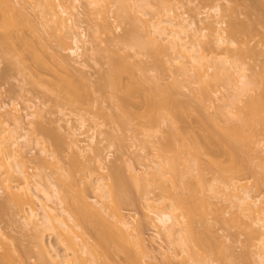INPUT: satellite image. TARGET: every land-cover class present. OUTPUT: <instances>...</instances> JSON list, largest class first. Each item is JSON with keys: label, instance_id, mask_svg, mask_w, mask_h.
Returning <instances> with one entry per match:
<instances>
[{"label": "rangeland", "instance_id": "rangeland-1", "mask_svg": "<svg viewBox=\"0 0 264 264\" xmlns=\"http://www.w3.org/2000/svg\"><path fill=\"white\" fill-rule=\"evenodd\" d=\"M35 1L36 0H9L10 5L14 9L12 10L9 6H5L3 1L0 0V114H2L5 119H10L9 121L11 127L12 125H14V123L11 119L12 117H10L9 114H11V112H17L16 114H20V117L22 116V125L27 128L29 126L28 120H30L26 116L27 112L29 113L35 110L39 113H37L36 117L33 118L36 120V125L38 124V127H41L38 130L39 132L36 131V133H34L33 131L29 130L31 144L27 146L23 145L22 147V154L25 160L26 169L28 173H31H29L30 176H32V174L38 173L39 177L37 178L40 179L43 185H46L48 180L55 183L60 189V192L66 197V203L64 204L66 205V208H68V210L70 209L69 211L75 212L77 210L75 209V207H77L78 205L76 203H79V200L82 197H79L78 200V192H81V194L83 193V195L88 198L87 200L93 203L95 200L93 201L92 199L97 198L93 184L95 182V178H97V176H105V180L109 181V173H113V171L117 168L121 173L120 176L122 175L123 177L122 180H124V187L122 191L124 194L122 197L124 198H119L122 202L120 201L121 203L119 202V204L114 203L115 205L112 204L113 202L111 200L107 199L109 203V209L113 210L118 206L117 208L120 209L122 214H124V216H126L129 221L131 220L132 222V220L138 219V223L140 222L138 229L141 232L145 244L148 246L149 250L152 251L149 253L156 256V259L154 260L149 255V257L145 258L144 256H140L141 254L139 255V253H137V249H135L136 247L134 243H132V241H130V244H128L129 242L127 243V241H121V244L117 243L119 242V240H117L116 242V240H114V237H112L114 238L113 240H111L110 237V239L108 238L110 242L107 239L104 242H101L100 238L98 237L101 235L99 230L104 233L105 231H108V228L101 225V227L99 226L101 229H97L96 231V227H98L99 223L95 222L96 220H94V217L93 220H91L90 218L92 222L88 219V221L84 219H82L83 222L81 221V224L84 223L82 225L83 228H86L85 230H87L85 232L88 233L84 234V237L88 236L87 243L89 242V245H96L97 243L99 248L97 250H101V254L97 259L98 261L96 260L95 262L90 264H130V259H133V257H135L134 259L138 261V264H181L179 262V257L174 258L173 256L172 258L167 260L165 256L161 254L162 249L161 247L159 248L160 245L167 249V247L170 248L171 245L173 246V244L167 242L170 239H168V237L165 236L163 232L161 233L163 235H161V239L157 237L155 233V227L154 225H152L153 220L152 218H149L150 216H153L151 213H149L148 204L146 205L144 202V195L148 196L151 199L153 198V200L149 201L148 203L151 202L158 206L159 204H157V202L160 201L161 198L165 200V202L169 203L173 199L177 200L182 196H184L183 199L186 198L187 201L185 203L187 205L190 204V211L188 213H190L189 216L191 217V222H189L193 224L190 225L187 221L188 223L186 226L189 225L192 226V228L194 227L193 233L195 235H199L200 237L206 236L207 239H204L205 241L208 240L206 241V244L212 243L213 248H211L212 245L208 246V244L205 248L206 251L208 250L207 253L208 257L210 256L211 264H259L260 262L255 255L256 248L255 246L253 247L252 243L249 241V239H247V229L249 228L247 227L248 225L246 226V223H249L250 219L248 217H244L239 208L232 206L233 204L230 203L229 199H227V195L224 194L226 190L223 187H219L218 184L221 183V176L219 175V173H216V171L218 172L219 170L216 167L217 164H214L212 162L211 165V168L214 167L215 169H217L215 171V169L212 168L214 169L216 175L214 174V171L212 169H209L211 159L214 162L216 161V163L218 161L223 162V160L225 159H227V162H229L230 159L229 154H226V148V152L223 149L225 146L223 147V144L221 143L222 139L220 140V138L223 136V134L221 133H224L221 132L223 130V127H227L226 124L229 127V123H231L230 126H232V124L236 122V117H232L229 119L223 116L221 119V116H218V120L216 115L214 114L218 112V108L220 106H222L223 108L224 103L230 101V97H232L231 95L233 92L232 89L234 88L231 85H233L234 82V84H236V80H232L227 84V82L225 83L224 81L226 80V78H223L224 80L222 78L217 80L216 78H210L212 76H207L206 78L204 77V80H199V78L197 79V77H195L194 79V75H192L193 78H191V75L185 76V73L182 72L183 70L179 69L178 71V68L180 67H178L177 64L175 65L174 60H172L173 53L171 51L164 49L163 51L158 50L159 52H157L155 46L151 47L148 44L146 48L144 47L142 49L140 48L144 45L141 47L134 46L133 44L136 42L132 43L133 40L139 43L138 40L140 36L142 39L144 38V41H146L145 37H147V32L144 29L145 25L144 28L142 26V20L140 19V22H138V19L140 17L142 18V16L136 19V17L139 16L138 14H141V12L136 13L139 10V6H132V9L130 8L131 4H128L127 9H129V11L127 10V13L129 12L130 14H128L129 17L127 18L126 16H124L122 11L118 10L117 12V0H105V2L103 3L104 6L101 7L102 9L100 8V15L102 16V18L98 13L96 14L97 16L99 15V18L97 17L96 19V17H94L95 12L93 11V13L91 11V8H89L88 4L86 3L87 0H82L80 4H78L79 11L83 13H81L80 16H74L70 14L62 16L64 17V20H68V24L70 23L71 18L79 19L78 22L82 18V21H80L78 25L81 26V29L85 30V33L87 32V36L92 43L89 44H91L90 46L93 45L94 47V50H90L91 52H89L90 57L88 56L89 54H87L86 57H83V59H85V63L83 61L78 64L77 62H74L75 60H73L75 59V56L73 58V55L70 52H66L68 48H64L65 43V47L69 45L72 46L73 43L71 42L70 38H67V34V39H64L67 42H62L60 41V39H58L57 36L59 32L51 27V23L46 26L42 23L41 11H44L43 13L46 16L50 15L49 13L47 14L50 8H48L47 5L48 0H42L41 3L40 0H38V4H43L42 9ZM71 1L72 0H49V2H53V5H57L59 2L61 4L70 5ZM149 1L152 5L148 6L149 8H146L149 12V15L147 17H150V14L156 16L158 15L157 17H166V15L170 12L169 10V12L167 11V8L173 6L174 8H169L171 9V15L169 13V16L174 17V15L176 14L175 17L177 16L176 18L180 19L179 16L182 14H185L186 16L189 15V17L187 16L186 18L193 19L194 17L199 27H208L205 26V24H208V22H206L208 20L206 19V16L213 15V12H211V8L216 3L221 4L223 8V14L221 18L223 19L224 17L223 21L225 23L223 22L224 25L223 23L221 24L222 26L220 25V29L225 28L227 30L232 21H238L237 23L242 25V30L240 31V33L238 32V34L235 35V40L236 42H238L237 44L239 45L242 43L243 45L241 44V46H243L244 48L245 46L249 48H256L257 53L255 54V56L250 55V52H243L242 49L236 50L232 47L229 48L228 54L231 59L244 63V65L248 69L247 73L249 80L251 76L254 75L253 78L256 79L255 81L257 82H255L257 85L254 88L256 89V91H254L255 93H260V90L264 87V5H262L263 3H261V1ZM128 2L130 3V1ZM131 2L132 5H134L132 0ZM207 12L208 14H206ZM104 15L108 17H106L108 24H112V27L110 26L108 30H112L114 33L112 31H109V34V32H107L108 30H105V27L101 25L103 18H105ZM130 15H132L131 17L133 19L130 17ZM203 15L205 16V18L203 17ZM183 16H181V18ZM199 17L203 18V20L205 19L204 23L202 22L203 24L199 20ZM145 18L146 16H143V20ZM213 18L214 17L211 16L209 19L214 20L215 18ZM134 19H136V21ZM109 21L111 23H109ZM99 23L102 27H100ZM139 23L142 25H140ZM81 29L79 28L80 31H83ZM130 32H132L133 35H130ZM111 33L113 35H111ZM126 33H129V37L134 36L135 39L131 40L134 37H132L131 39L129 38L128 40L127 38L125 39L123 36H125L124 34ZM114 35H118L117 39L119 40H117ZM121 37H123L124 40L123 38L121 39ZM136 38H138V40H136ZM231 38H233V36ZM120 40L121 42H119ZM126 42L130 44L128 45ZM203 48L206 49L207 52H209L210 49H214V52H220V55L218 54L219 56H223L226 53V50L222 51L224 50V47L215 48V46L206 44V46H204ZM63 58H68V60L71 61H69V65L62 61ZM122 58H125L126 60H121ZM120 61H123V64H125V62L127 61L128 65L127 63L125 65H123L122 63L120 64ZM82 63L85 64V66ZM118 63L120 69L117 68L118 71L115 69L118 72L117 73L115 70H112V68L113 66L114 68H116L115 65L117 66ZM204 63L208 66L212 64L211 61H204ZM80 64H82V66ZM207 65H205V67H208ZM114 71L117 74L122 72V74H119L121 77L120 79L119 75H115V73H113ZM147 75L149 76V79ZM79 76L82 81L80 80ZM75 78H78V82L76 81L77 79L74 80ZM115 78H117L116 80L119 79V82H116ZM65 79L69 82L70 80H73L72 82H70L71 85H69L68 82L66 83ZM177 80H179V82L181 83H179ZM201 81H203L205 84H203ZM85 82L87 83V85ZM194 82H196L197 84ZM69 87L71 89L72 87H74L72 90L76 94H73L72 91H70L71 89L69 90ZM201 87L203 88L201 89ZM204 88H207L210 94L205 95L203 93ZM246 94L242 97L246 98L247 96H249ZM262 95L264 97V92L262 93ZM152 97L154 98L153 100L157 102H160V99L161 103L168 102L170 108L172 107L174 110H176L174 111L171 108V110L175 112V116L173 115L174 119L177 117L178 118L174 121L173 119L170 120L166 117L167 114L164 111H162L161 109H157L156 113L153 110L156 115V117H154L156 118V120L149 119L150 117L146 114V112L149 113L150 116L153 115V112L150 110V108H148L147 104L149 99H152ZM163 97H165L166 99ZM122 98L127 99V101H131L135 105L139 104L141 108L140 110L138 109V113L129 115L130 117L128 116V112L124 114L122 109L118 106V104H123ZM177 101L179 103H177ZM180 101L182 102V106L178 105L180 104ZM170 102H173L175 104H171ZM176 105H178L179 107L177 106V108L175 109L174 106ZM11 109H15L16 111ZM144 110L145 114L140 113V111L144 112ZM234 110L236 111V107H234ZM139 113L142 115H140ZM138 114L140 115V117H138ZM211 115L214 116L212 117ZM209 116H211L210 119H208ZM169 117L173 118L170 115ZM66 118L70 119V122H72L71 124L74 126H79V124L81 123L80 121L85 120L86 128L80 129L82 131L78 130L79 132L85 133H83L84 135L82 134V136L80 134L78 135V138L80 140H85V142L88 141L87 136L90 133L88 130L91 128H95L98 135V140L100 141V144L98 145L100 149H98L101 153L99 154H101V158L108 168L106 167L105 170H102L97 162H95L94 155L95 153H98V149L96 150L97 152L95 151V153H91L85 148L86 143L81 142V147H84L86 149H84L85 153L83 151V153L81 154V151H79V149L76 150V147L70 145L69 142H71V137L68 133L69 129L66 125ZM129 118H131V122H129ZM59 119L62 121L60 122ZM125 119H127L126 122ZM220 119L222 120L221 124L224 125H221L222 128L218 123L215 122V124L213 122H221ZM164 120L165 122H163ZM44 125L50 130H53L49 132L50 130L48 131L44 127ZM219 127L222 130H220ZM259 127H261V125H259ZM4 128L5 127H3V129ZM21 129L22 128L17 129L15 132L24 133L25 131ZM217 129L220 133L216 132ZM259 131L261 135H257V137L260 141L256 137L258 142L256 141L257 143H253V149H251L249 155H247V161L245 160V158H243L244 163L241 162L242 165L244 164V166H242L243 171H239L240 173L236 172V174L238 173L237 176L234 174L235 176H233V179L230 178L231 180H227L228 182H231L233 180L234 182L236 181L239 184V189H236L238 192L241 189L243 190L244 188H247L248 190H251L253 199L260 197V199L264 201V134L261 129ZM52 132H54L53 134H58L57 138L59 135H61L62 137L60 138L62 139H58V142L56 140L55 143L53 137H56V134L53 136L51 134ZM17 133L16 135H19ZM219 134H221L222 136L220 135L221 137H219ZM206 135L209 137V140H205V138H208ZM124 136L127 139H125V141H122V139L125 138ZM65 137L66 140H70L67 141V143L69 144L65 143L66 140L65 142H63V139H65ZM36 138H39L41 140L46 139L47 141H44L46 143L41 142V145L39 144L38 146V144L36 145L34 142ZM211 138L214 140H212ZM183 139L188 143L185 144ZM196 140H198V142ZM213 141H217V144H215ZM173 142L175 143V145H172L174 144ZM195 143H197V145ZM207 144L208 147H206L208 149L204 147ZM169 145H172V147L174 148L170 150ZM197 147L199 150L197 149ZM40 148H46V150L48 151L49 149V151L47 153H42L40 152ZM74 149L76 151L75 153H73ZM162 149L167 150L164 151ZM220 150L222 151V153ZM53 151L54 158L52 157V154L50 155V153H53ZM223 152H225V155ZM145 154H148L147 156H149V158L151 157L150 159L156 161L157 163L162 164V160L163 162L169 160L166 163L169 165L170 169L171 166L169 163L173 161H170V159H173V156V162L176 163L175 166L173 165V169L175 168L176 170H169V167L165 162L164 165H166L168 169L166 168V166H164L163 164L162 165L163 168H166L164 169L166 171L168 170L171 173L173 171H176V175L174 173L171 174L169 172H165L166 175L163 177L164 180L157 179L158 184L156 181L155 183L153 181L151 182V179H149L151 177H147L142 173L144 167L141 164H151V162H149L150 160L144 161L145 159L143 156ZM208 155L211 157L210 160L208 158ZM55 156L57 157V159ZM245 161L247 162L246 167ZM207 162H209L210 164H208ZM132 165L134 166V169H132ZM177 167L180 168L178 169ZM189 167L193 169L191 170V168ZM204 167H206V169ZM129 168H131V170ZM202 168H204L205 170ZM208 169L211 172L208 171ZM0 171H2V168ZM134 172L135 174H137L136 176L141 179H139V182L137 181L138 184L135 182V179L133 177V179L131 178V174H133ZM1 173L0 230L2 232L0 231V233L3 234L5 238L0 234V264H10L8 261L2 260V255H5L7 252H10L12 254L13 257L11 256V258H14L13 262L15 261L16 264H57L51 262L48 257H46L47 259L45 257H42V260H40L41 258H38V230H36L37 228L35 229V227L33 228V222H31L32 225L29 224L25 226V219L23 221V215L25 214V212L20 208V206L16 205V203L10 199L8 190L5 187L6 184L2 179L6 173L3 171ZM201 178L202 180H200ZM14 180L13 182H15ZM17 180L19 181L18 178ZM17 180V183L15 182L16 184L22 183L21 179L19 182ZM217 180L220 183L217 182ZM13 182H11L12 185L15 184ZM175 182L176 184H174ZM225 182L222 181L223 184L221 183L220 186H224ZM212 184L216 185L213 186L215 187V189L217 188L216 191H219H215L216 194L214 193V190L211 191L210 189V187H212ZM165 186L166 188L164 189L163 187ZM220 189L224 190L221 192ZM191 194H194L196 196H191ZM86 197L83 198L86 199ZM196 197L198 199L193 203ZM191 200H193L192 203ZM37 205L38 204L36 203V207L39 206ZM112 205L114 206V208ZM40 211L41 209H39V212ZM193 211L194 213H192ZM40 213L42 214V212ZM147 215L149 216L146 217ZM247 218L249 219V222H247ZM243 221L246 223L244 224ZM134 222H136V220L132 223ZM92 224L96 225V227ZM103 227L106 228L105 231ZM75 228L77 229V227ZM93 228L95 229V231ZM78 230H81V228ZM97 233L100 235H98ZM210 236L220 238L221 242L219 241V244L216 242L218 247L213 244L214 240L211 241L208 239V237L210 238ZM45 238L47 243L57 246V248H59L58 250H61V252H63L62 246L57 243L56 236H49L48 234H46ZM212 238L213 237H211V239ZM96 239H99L100 241L98 240L99 242H96ZM161 240L163 244L161 243ZM105 242H108L106 243V246L108 248L105 246ZM159 242L160 244H158ZM125 246L128 250L124 249ZM173 247L171 248L173 250L175 249L177 253L182 252V250L180 251V249H182L180 248L182 247L180 244L178 245L177 243ZM208 247L209 249H207ZM102 248H104V250L106 249L105 251L107 252H105ZM104 253L107 258L103 255ZM131 253H133V255ZM134 253L136 256L134 255ZM194 253L195 250L193 251V257L195 259L200 260V258H202L201 255L199 256V254H201V251H199V253L196 252L198 255H194ZM182 255L187 257L184 252L182 253ZM149 259L152 263L148 262ZM88 261L87 263H89Z\"/></svg>", "mask_w": 264, "mask_h": 264}, {"label": "bare ground", "instance_id": "bare-ground-1", "mask_svg": "<svg viewBox=\"0 0 264 264\" xmlns=\"http://www.w3.org/2000/svg\"><path fill=\"white\" fill-rule=\"evenodd\" d=\"M2 1H3L5 6H9L12 10H14L13 7L10 5L9 0H2ZM41 1L42 0H40V3H41ZM81 1L82 0H72L70 5L61 4L60 2L58 4L56 3L57 5H53V2H49V0H48L47 1L48 4L47 3L46 4L48 5V8L49 7L50 8H49V11L47 12V14L49 13L50 15L46 16L43 13L44 11H41L42 12V23H43V25L46 26V25H49L51 23L52 24L51 27L59 32L57 36H58V39H60V41L65 42L66 40H64V39L66 38V34H67V36H68L67 38H70L71 42H73L72 46L69 45L67 47H65L66 46L65 45L66 43H65L64 48H68V50L66 52L67 53L70 52L73 55V58L75 56V59H73V60H75L74 62H77L78 64L85 60V59H83V57L84 56L86 57V55L89 54V52H91L90 50L93 51L94 47H93V45L90 46L92 43L87 36V32L85 33V30L81 29V26L78 25L79 22L82 21V18L80 19L79 22H78L79 19L71 18L70 23L68 24L67 23L68 20H64L63 19L64 17H62V16L66 15V14H70V15H74V16H80L82 12L79 11L78 4H80ZM128 1H130V3ZM132 1H133L134 5H132L131 0H117V4H118L117 12H118V10L122 11L124 16H126L128 18L129 17L128 14H130V13L129 12L127 13V10L129 11V9H127L128 8L127 5L131 4L130 8H132V9H133V7H135V5L139 6L138 7L139 10L136 13L141 12L142 15L139 13L138 14L139 16H137L136 19L139 18L140 16H142V18L140 17L138 19V22H140V19H141L142 20L141 22H143V25L140 23L139 24L142 25L143 28L145 25L144 29L147 32V34H146L147 37H145L146 41H144L143 40L144 38L142 39L140 36L141 40H140V38H139V40H138V38H136V40L139 41V43H138L137 41L133 40V39H135L134 36L129 37V35H128L129 33L128 34L126 33V34H124L125 36H123L125 39L127 38V40L129 38L131 39L132 37H134L131 39V40H133L132 43L136 42L133 44L134 46L141 47L144 45L143 47L140 48V49H142L144 47L146 48V46L148 44L151 47L155 46L157 52H159L161 50L163 51L164 49L171 51L173 53V55H172L173 57L171 56L173 58L172 60H174L175 65L177 64L178 67H180V68H178V71H179V69L183 70L182 72L185 73V76L194 75V79H195V77H197V79L199 78V80H204V77L206 78L207 76H212L210 78H212V79L216 78L217 80L221 79V78L222 79L226 78V80H224V79L223 80L225 81V83L227 82V84L230 83V81H232V80H234V81L236 80V84H234L235 83L234 82L233 83L234 86L231 85L234 88L232 89L233 92L231 95L232 97H230V101L224 103L223 108H222V106H220L218 108L219 109L218 112H216V114H214V115H216L217 119L220 116H221V119L223 116L227 117L229 119L232 117H236V122H234L232 124V126H230L231 123H229V127L226 124L227 127H223V130H222V129H220V127L222 125L221 124L222 120L220 119L221 120V122L219 121L220 123L218 121H213L214 123L215 122L218 123L220 126L219 129L222 130L221 132L225 133V134L221 133V134H223V136L221 134H219V137H221V136L223 137V138L221 137L220 140L222 139L221 143L223 144V147L225 146L223 148L224 151L226 148V151H227L226 154H229V156H230V159L228 158L229 162H227V159H225L227 162L226 163L225 160H223V162L226 163L225 164L222 161L221 162L218 161V159H217V161L220 163H218V162L216 163V161L214 162L212 159L210 160L211 157L209 155H208L209 156L208 158L211 161V162L209 161L211 164L209 162H207L208 164H210L209 165L210 170L212 168H214V167L211 168L212 162L214 164H217L216 167H217V169H219L218 172L216 171L217 169H215V168L214 169H215L216 173H219V175L221 176V178L219 177L221 179V183H222V181L228 182V180L233 179V176H235V175L237 176L238 173H240L239 171H243L242 166H244V164L242 165L241 162L244 163L243 158H245V160H246V158H248L247 155H249L250 150L253 149V147H252L253 143L258 142L257 141V139H258L257 135H259V136L261 135L259 133L260 132L259 130L261 129L263 131V134H264V97L262 95V93L264 92V87L260 90V93H258V92L255 93L256 89H254V88L256 87L257 82L255 81L256 79L253 78L254 75L251 76V78L249 80L248 73H247V71H248L247 67L244 65L243 62L241 63L240 61L231 59L229 54H228V50L230 47H232L233 49H236V50L242 49L243 52L247 51V52H250V55L255 56V54L257 53L256 48H253V47L249 48L246 46L244 48L243 46H241L242 43L239 44L240 46L237 44L238 42H236V40H235V35H237L238 32L240 33V31L242 30V25L237 23L238 21H236V22L232 21L230 24V20H229V24H230L229 28H227V30L225 28H224L225 30L220 29V25L224 22L223 21L224 17H223V19L221 18L222 14H223L222 13L223 8H222V5L219 3H216L211 8V12H213L212 13L213 15H211V16H213L215 19L213 18L214 20H211V19H209L211 16L207 15L206 19H208V20L206 22H208V24H205V26H208V27H202V26L199 27L198 23L194 19V17H193V19L191 17H190L191 19L186 18L187 16L189 17V15L186 16L185 14H182L179 16L180 19L176 18L177 16L175 17L176 14L174 15V17L169 16L168 14L171 12V9L173 6L167 8V11L169 10L170 12L168 11L169 12L168 13L166 11L168 13L167 14L168 16L166 15V17H162V16L157 17L158 15L156 16V15H152V14H150L151 15L150 17H147L149 15V12L146 8L148 6L152 5L151 2L149 0H132ZM259 1H261V3H263L262 5H264V0H259ZM35 2L37 3L38 0H36ZM104 2H105V0H87L86 1L89 8H91V11L95 12V13L94 12L93 13L95 14L94 17H96V19L101 14L100 8L102 6H104V4H103ZM173 4H175V3H173ZM106 5H108V4H106ZM38 6L41 7V9L43 8V4H38ZM169 8H171V9H169ZM96 13H98L99 15L97 16ZM206 14H208V12ZM170 15H171V13H170ZM177 15H179V14H177ZM183 15H185V16H183ZM131 16L132 15H130V17ZM143 16L144 17L146 16V18L144 20H143ZM181 16H183V17L181 18ZM106 17L107 16H105V18H103L101 25L105 27L104 28L105 30H108L112 24L111 25L108 24ZM196 17H198V16H196ZM201 17H199V20L201 21V23L202 22L204 23L205 19L203 20V18H201ZM203 17L205 18L204 15H203ZM101 18H102V16H101ZM219 18H221V19H219ZM136 19H134V20L136 21ZM225 21H227V20H225ZM138 22H136V23H138ZM109 23H111V22L109 21ZM224 23H223V25H224ZM99 25H100V23H99ZM101 25H100V27H102ZM79 28L83 31H80ZM146 28H147V30H146ZM109 31H112V30H108L107 32H109ZM99 33H100V31H99ZM69 34H70V36H69ZM109 34H110V32H109ZM131 34H132V32H130V35ZM111 35H113V34L111 33ZM117 36L118 35H114V37H116V39L118 38ZM232 36L234 39L231 38ZM123 37H121V39ZM124 38H123V40H124ZM117 40H119V39H117ZM142 41H144L145 43ZM119 42H121V40ZM129 42H130V40H129ZM141 42H142V45H141ZM89 43H91V44H89ZM127 44L129 45L130 43H127ZM139 44H140V46H139ZM206 44H210L212 46H215V48H223L224 47V50H222V51L226 50L225 51L226 53L223 56L222 55L219 56L220 52L216 53L213 51L214 49L213 50L207 49V50H209V52H207L206 49L203 48L204 46H206ZM64 51H65V49H64ZM88 56L90 57V54ZM121 60H126V59L122 58ZM62 61H64L65 63H67V65H69L68 63L70 60H68V58H63ZM204 61H209V62L211 61L212 64H210V66H208L207 64H205L206 62L204 63ZM122 62L123 61H120V64ZM84 63H85V61H84ZM126 63H127V61L125 62V64ZM82 64H80V65L82 66ZM125 64H123V65H125ZM83 65L85 66V64H83ZM127 65H128V63H127ZM205 65H207L208 67H205ZM118 66H119V63L117 66L115 65L116 68H114V66H113L114 69L112 68V70L116 69L118 71V69H120V66L119 67ZM127 69H128V66H127ZM115 71L113 73H115ZM182 72H181V74H182ZM117 73H115V75L122 74V72L119 74H117ZM144 74H146V73H144ZM186 74H188V75H186ZM236 75H237L238 79L236 78ZM116 77H118V76H116ZM202 77H203V79H202ZM255 77H257V76H255ZM79 78H80V76H79ZM120 78L121 77L119 75V79ZM191 78H193V76ZM234 78H236V79H234ZM116 79L117 78H115V80ZM119 79L116 80V82H119ZM148 79H149V76H148ZM208 79H209V77H208ZM74 80H76L78 82V78H75ZM80 80H81V78H80ZM65 81H66V83L68 82V84L71 85L70 82H72L73 80L72 81L70 80V82H69L65 79ZM177 81L179 82V80H177ZM237 81H238V83H237ZM201 82L203 84H205L203 81H201ZM179 83H181V82H179ZM194 83H196V82H194ZM231 84H232V82H231ZM86 85H87V83H86ZM203 86H205V85H203ZM70 87H69V90L71 89ZM249 87H250V94H249ZM73 88L74 87H72V89ZM202 88L203 87H201V89ZM72 89L70 91H72V93L74 94L75 92H73ZM205 90H207V88L203 89V93L205 95L210 94L209 90H207V91H205ZM206 92H208V93H206ZM245 94L249 95V96H247L246 98L242 97ZM75 96H77V95H75ZM80 97H81V95H80ZM163 98H165V97H163ZM153 99H154L153 97H152V99H149L148 104H147L148 108H150V110L152 112L154 110L156 113L157 109H161L162 111H164L168 115L167 116L166 114H163V115H166V117L168 119H170V120L173 119V121H174L178 118L177 117L174 119L173 115L175 113L174 111H176V110H174L171 107L172 110H174V111H172L168 102H165V103L162 102L161 103V99H160V102L159 101L157 102ZM122 102H123V104H118V106L122 109L124 114L126 112H128V116L135 114V113L137 114L141 108L139 104L135 105L131 101H127V99H125V98H122ZM146 103H145V105H146ZM170 103L175 104L173 102H170ZM177 103H179V102L177 101ZM240 103H241V105H240ZM181 104H182V102L180 101V104H178V105H181ZM178 105L174 106L175 109L177 108ZM143 107H145V106H143ZM234 107H236V111L234 110ZM11 110H15V109H11ZM16 113L17 112H14V113L11 112V114H9L10 117H12L11 119L13 120V123H14V125H12L14 127L11 126L12 128L10 127V125H11L10 121H9L10 119L9 120L5 119L3 117V115L0 114V170L2 168V171L6 173V174L4 173L5 176L4 177L2 176L3 177L2 179L6 184L5 187L8 190V195H9L10 199L12 201H14L16 203V205L20 206V208L23 209L25 212V214L23 215L24 217L22 216L23 221L25 219V222H24V223H26L25 226H27V225L31 224V222H33L32 223V224H34L33 228L35 227V229L37 228L36 230H38V236L36 235L37 239H39V241H37V245L39 247V255L37 254V256H39L38 258L39 259L41 258L40 260H42L43 259L42 257H45V258L48 257V259H50L51 262L57 263V264H90V263L95 262L99 258L100 254H101V250H97V249H99L97 243H96L97 246L94 244L89 245L88 244L89 242L87 243L88 236L84 237V234L87 233L85 231H87V230H85L86 228L84 229L82 226L84 223L81 224L82 219L88 221V220H90V218H91V220H93V218L95 217L94 218V220H96L95 222H98L100 224L99 225L97 223L98 227H96V225L92 224L96 227V231H97V229H101L100 228L101 225L108 228V231L106 232L105 231L106 228L103 227L104 231H105L104 233L101 232V230H99L101 235L98 234L99 232L97 233L98 235H100L98 237L100 238L101 242L102 241L104 242L106 239L108 240V238L110 239V237H111V240H113L115 238L114 240H116V242H117V240H119V242H117V243H121V244H122L121 241H127V243L129 242L128 244H130V241H132V243H134V245L136 247L135 249H137V253H139V255L141 254L140 256H144V258L150 256L153 258V260L156 259V256L154 254L151 255V253H149L152 251L149 250L148 246L145 244L144 239L141 235V232L138 229L139 224H140V222L138 223V219H135L136 222L132 223L135 220H132V222H131V220L129 221L126 218V216H124V214H122L120 209L117 208L118 206L114 208V206L112 205L114 209L113 210L109 209V203H108L107 199L111 200L113 202L112 204H114V203L119 204V202L121 201V199H119V198H124V197H122L124 195L122 192L123 187H124V184H123L124 180H122L123 179L122 175L120 176V174H121L120 171L116 167H114V168H116V170H114L113 173H109L110 176L107 173V175L110 179L109 181L105 180V176H97V178H95V182L93 183L94 189H95V194L97 195V198L92 199L93 201L95 200L94 201L95 203L89 202L87 200L88 198L86 196H84L83 193L81 194V192H78V200H79V197H81V196L82 197L80 198L79 203H76V204H78L77 207H75V209H77V210L75 212L69 211L70 209L68 210V208H66V205H64L66 203V197H65V195H63L60 192V189L58 188V186L55 183L50 182L48 180L46 185H43L41 183L40 179L37 178V177H39L38 173L32 174V176H30L31 173L29 172L30 173L29 174L27 169H26L25 160H24V157L22 154V147H23V145L27 146V145L31 144L30 143L31 140L29 137V130L36 133V131H38L41 128V127H38V124L36 125V120L33 119L36 117L38 112L35 110H33L32 112H29V113L27 112L26 116L28 119H30V120H28L29 126L27 128L22 125V119H21L22 116L20 117V114L18 115ZM140 113L145 114V110H144V112L140 111ZM155 113L153 112L154 116L153 115L150 116V114L146 112V114L149 115V117H150L149 119H155L156 120V118H154V117H156ZM176 113H178V112H176ZM140 115H142V114H140ZM140 115L138 117H140ZM169 115L173 118H170ZM214 115H211V116L213 117ZM211 116H209L208 119H210ZM130 119L131 118H129V122H131ZM66 120H67L66 125L69 129L68 133L71 137V142H69L70 145H73V147H76L75 148L76 150L79 149V151H81V154L83 153V151L85 153L86 149L89 150V152H91V153H95V151L98 148L100 149V147H98V145L100 144V141L98 140V135H97L95 128H91L88 130L90 133L87 136L88 141L85 142V140H80L78 138L79 134L82 136V134L84 133V132H79L78 130L86 128L85 120H81L80 121L81 123L79 124V126L72 125L71 124L72 122H70L71 121L70 119L66 118ZM126 120L127 119H125V122H126ZM141 120H144V119H141ZM59 121L61 122L62 120L59 119ZM163 122H165V120ZM139 124H140V122H139ZM259 125H261V127H259ZM140 126H143V125H140ZM222 126H224V125H222ZM3 127H5V128L3 129ZM44 127H45V125H44ZM59 127H60V125H59ZM20 128H22L23 131H25V132L24 133L15 132L17 129H20ZM45 128L48 131L50 130L47 127H45ZM42 130H43V127H42ZM52 130H50L49 132H51ZM80 131H82V130H80ZM7 132H8V134H7ZM54 132L51 133L53 136L56 134V133L53 134ZM216 132H219V130L217 129ZM16 133L19 135H16ZM57 135L58 134H56V137H53L54 142L56 140L58 142V139H62V138H60V137H62L61 135H59L58 138H57ZM217 136H218V134H217ZM256 137H257V139H256ZM39 138H36L37 140L35 139V141H34L36 145L38 144V146H39V144L41 145V142L47 141L45 138H44L45 140H41ZM50 138H52V137H50ZM123 139H122V141H125V139H127V138L125 137ZM63 140H61V141L65 142L66 137ZM205 140H209V137L205 138ZM212 140H214V139H212ZM67 141H70V140L69 139L66 140L65 143H67ZM183 141H184V139H183ZM196 141L198 142V140H196ZM59 142H60V140H59ZM81 142L86 143V146L83 144L86 149L84 147H81V145H80ZM168 142H169V140H168ZM184 142H185V144L188 143L187 141H184ZM44 143H46V142H44ZM69 143H67V144H69ZM210 143H212V142H210ZM214 143L217 144V141H215ZM218 143H220V142H218ZM195 144L197 145V143H195ZM165 145H166V143H165ZM172 145H175V143ZM172 145L171 146L169 145L170 150H172V148H174V147H172ZM206 146L208 147V144L204 146L206 149H208ZM70 147H72V146H70ZM188 147H189V145H188ZM198 147H197V149H198ZM40 149H41L40 152H42V153H47L49 151V149L47 151L46 148H40ZM75 149L73 150V153L76 152ZM99 149L97 150L98 153H95L94 159H95V162H97V164L99 165V167L102 168V170H105V168L107 166H106V164H104V161L101 158V154H99V153H101V152H99ZM168 149H169V147H168ZM162 150H164V149H162ZM166 150H164V151H166ZM225 152H223L224 155H225ZM221 153H222V151H221ZM51 154L53 157L54 151H53V153H50V155ZM83 155H85V154H83ZM147 155L148 154H145L143 156L145 159V160L144 159L143 160L144 161L150 160L149 162H151V164L150 163L149 164L142 163L141 165L144 167L142 173L144 175H146L147 177H151V178H149V179H151V182L153 181L155 183V181L156 182L158 181L157 179L162 180L163 177L166 175V173L169 172L168 170L167 171L164 170L166 168L168 169L169 165L166 162L169 160H167L166 162L164 161L168 167L166 165H164V162L162 160V164L164 166H166V168H163V165L161 163H157L156 161L150 159L151 157L149 158V156H147ZM172 158L173 159H170V161H172V160L174 161L173 156H172ZM56 159H57V157H56ZM45 160H46V158H45ZM43 161H44V158H43ZM173 161L171 163H169L171 166V169H173V165L175 166V164H176ZM246 161H245V167H246V163H247ZM198 163H197V165H198ZM50 164H51V162H50ZM57 165H58V163H57ZM248 165H249V163H248ZM133 167L134 166L132 165V169H134ZM199 167H200V165H199ZM189 168H191V167H189ZM204 168L206 169V167H204ZM204 168H202V169H204ZM129 169L131 170V168H129ZM171 169L169 167V170H171ZM192 169L193 168H191V170ZM209 169H208V171H210ZM214 169H212V170L214 171ZM109 170H107V171H109ZM173 170H176V169L174 168ZM200 170H201V168H200ZM2 171H0L1 175H2V173H1ZM215 171H214V174H215ZM111 172H112V170H111ZM180 172H183V171H180ZM236 172H238V173L236 174ZM169 173H171V172H169ZM172 173H174L176 175V171H173ZM131 175H132L131 178L133 177L135 179V182L138 184L140 178L136 176L137 174H135V172H134ZM177 175H178V173H177ZM219 175H217V176H219ZM31 177H33V178H31ZM172 177H173V175H172ZM181 177H182V174H181ZM199 177H198V179H199ZM201 177H202V175H201ZM17 178L19 179V181H20V179L22 180L21 184H19V183L16 184ZM219 178H218V180H219ZM14 179H16V180H14ZM152 179H154V180H152ZM198 179H197V181H198ZM224 179H226V180H224ZM13 180L16 183L13 182ZM200 180H202V178ZM218 180H217V182H219ZM11 182H13L15 184L12 185ZM227 182L224 183V186L223 185L220 186V184H221L220 182H219L220 184H218V185L220 188L223 187L226 190V192H224V194L227 195V199H229L230 203L233 204L232 206L239 208L240 212H242L244 217H248L250 219V222H249V219L247 218L248 219L247 222H249V223L244 222L245 220L243 221L244 224L246 223V226L248 225L247 227L249 228V229H247V232H248L247 239H249V241L252 243L253 247L255 246V248H256L255 255H256L258 261L260 262L259 264H264V201L262 199H260V197L253 199V196L251 195V190H248L247 188H244L243 190L241 189L238 192L236 189H239V186H238L239 184L236 181L235 182L233 180L231 182L229 181L228 184H227ZM180 183H181V181H180ZM231 183H232V185H231ZM233 183H237V184H233ZM157 184H158V182H157ZM160 184H161V182H160ZM174 184H176V182ZM214 184H212V187H210V189H211V191L214 190V193H215L217 188L215 189L214 186H216V185H214ZM161 186H164V185H161ZM163 188L165 189L166 186ZM223 190H221V192ZM216 192H219V191H216ZM194 194H191V196ZM144 196H145L144 202L146 205L148 204L149 213H151L153 216V217L150 216L149 218H152V220H153V222L151 220V222L153 223V224L152 223L151 224L154 225V227H155V233H156L157 237H159V238L162 237L163 235L161 233L163 232V234H165V236H167L168 239H170L167 242H170V244H173V246L177 243H178V245L180 244L182 246V247H180V248H182V249H180V251L182 250V252L177 253L175 251V249L173 250L171 248V247H173L172 245L170 248L167 247V249L160 245L159 248L161 247V249H162L161 254L163 256H165V258L167 260H169L173 256H174V258L179 257V260H180L179 262L181 264H211L210 263L211 262L210 256L208 257V253H207L208 250L207 251L205 250V248L208 244V243L206 244V241H208V240H206V241L204 240V239H207L206 236L201 235L202 237H200L199 235H195L193 233L194 227L192 228V226H189V225H188L189 227L186 226L187 223L190 221V218H191L189 216L190 213H188L190 211V207H189L190 204L187 205L185 203L187 201L186 198L183 199L184 196H182V197H179V199H177V200L173 199L170 203L165 202V200H163L161 198L160 201L157 202V204H159V206H158V205H155L151 202L148 203L149 201L153 200V198L151 199L146 195H144ZM195 196L196 195H194V197ZM83 197H86V199ZM118 199H119V201H118ZM197 199L198 198L196 197L194 199L195 201L191 200V203H192V201H193V203L196 202ZM36 203L39 205V206L37 205L38 207H36ZM155 206H156V208H155ZM39 209H41L40 212H42V214L39 212ZM191 209H192V207H191ZM147 212H148V210H147ZM192 213H194V211ZM148 216L149 215H147L146 217H148ZM190 222L188 224L191 225L192 223H190ZM254 225L256 228L254 227ZM38 226L41 228H39ZM85 226H86V224H85ZM75 227H77V229ZM80 228H81V230H78ZM109 229H110V231H109ZM31 230H32V228H31ZM94 231H95V229H94ZM46 234H48L49 236L54 235L57 237V243L62 246L63 252H61V250L59 251L58 250L59 248H57V246H54V245L46 242V238H45ZM199 234H200V232H199ZM1 236L4 237L3 234H1ZM98 237H96V238H98ZM112 237H114V238H112ZM211 237H213L214 239L213 238L211 239ZM248 237H250V238H248ZM208 239L211 241L214 240L213 244L216 246H217L216 242L218 243L220 241L219 237L215 238L214 236H210V238L208 237ZM96 240H97L96 242L100 241L99 239H96ZM163 241H166V240H163ZM203 242H204V244H203ZM106 243H108V242H105V246H106ZM114 243H115V241H114ZM161 243L163 244L162 240H161ZM158 244H160V242ZM99 245H101V244H99ZM209 245L211 246L212 243H209L208 246ZM122 247H123V245H122ZM173 248H175V247H173ZM211 248H213V245L211 246ZM102 249L104 250V248H102ZM124 249H126V246L124 247ZM207 249H209V247ZM126 250H128V249H126ZM194 250H195L194 255L195 254L198 255L196 252L199 253V251H201V254H199V256L201 255L202 258L198 257V258H200V260H197L193 257V251ZM210 250H212V249H210ZM219 250H221V249H219ZM219 250H218V252H219ZM105 252H107V251H105ZM183 252L185 253V255H187V257L182 255ZM26 254H27V252H26ZM131 254L133 255V253H131ZM103 255L105 256V253ZM134 255H135V253H134ZM2 256H3L2 260L8 261L10 264L15 263V261L13 262L14 258H11L12 254L10 252H7L5 255L3 254ZM134 258L135 257H133V259L129 258L131 263L132 264H138V261H136ZM140 260H141V258H140ZM153 260H151V261H153ZM87 261L89 263H87ZM148 262H150V259ZM150 263H152V262H150Z\"/></svg>", "mask_w": 264, "mask_h": 264}]
</instances>
